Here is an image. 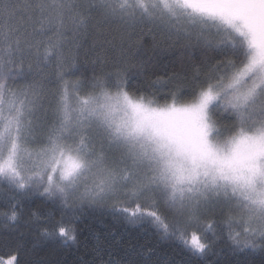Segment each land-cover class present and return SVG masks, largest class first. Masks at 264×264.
I'll use <instances>...</instances> for the list:
<instances>
[{
	"label": "snow or ice",
	"instance_id": "obj_1",
	"mask_svg": "<svg viewBox=\"0 0 264 264\" xmlns=\"http://www.w3.org/2000/svg\"><path fill=\"white\" fill-rule=\"evenodd\" d=\"M101 21L204 60L188 83L126 61L89 77L79 49ZM34 199L29 221L65 245L91 210L150 227L193 264L224 239L264 250V0H0V223ZM80 264L133 262L98 240Z\"/></svg>",
	"mask_w": 264,
	"mask_h": 264
},
{
	"label": "trees",
	"instance_id": "obj_2",
	"mask_svg": "<svg viewBox=\"0 0 264 264\" xmlns=\"http://www.w3.org/2000/svg\"><path fill=\"white\" fill-rule=\"evenodd\" d=\"M207 55L210 63L221 58L215 53ZM204 57L205 50L200 47L187 48L183 42L172 46L159 34L154 36L147 30L125 31L101 21L99 30L91 28L84 39L79 49L78 64L90 77L94 69L97 72L101 68L113 71L126 61L129 65H143L147 76L155 73L171 77L176 74L178 79L188 83L193 65L200 66ZM142 81V76H131L130 82ZM158 99L163 103L164 94H158ZM40 205L41 201L34 199L14 227L6 228L0 223V257L16 255L17 264H80L81 257L91 258V250L99 240L112 243L125 262L145 264L148 261V264H156L157 260L167 258L170 264H193L190 254L178 242L162 240L150 227L130 225L122 220H114L109 214L101 215L91 210H87L78 222L75 243L65 245L60 239L45 238L40 235L41 225L29 221V211ZM0 208H4L2 202ZM40 210L47 211V206L40 207ZM194 264H264V250L241 252L234 250L230 242L224 239L216 243L212 253L195 260Z\"/></svg>",
	"mask_w": 264,
	"mask_h": 264
},
{
	"label": "rangeland",
	"instance_id": "obj_3",
	"mask_svg": "<svg viewBox=\"0 0 264 264\" xmlns=\"http://www.w3.org/2000/svg\"><path fill=\"white\" fill-rule=\"evenodd\" d=\"M5 259H7V258H5Z\"/></svg>",
	"mask_w": 264,
	"mask_h": 264
}]
</instances>
